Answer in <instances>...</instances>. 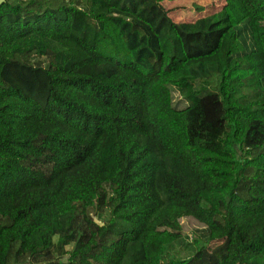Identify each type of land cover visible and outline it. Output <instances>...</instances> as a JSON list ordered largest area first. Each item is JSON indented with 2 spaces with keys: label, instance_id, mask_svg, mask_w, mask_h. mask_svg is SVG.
<instances>
[{
  "label": "trees",
  "instance_id": "trees-1",
  "mask_svg": "<svg viewBox=\"0 0 264 264\" xmlns=\"http://www.w3.org/2000/svg\"><path fill=\"white\" fill-rule=\"evenodd\" d=\"M164 1L0 5V264H264V0Z\"/></svg>",
  "mask_w": 264,
  "mask_h": 264
},
{
  "label": "rangeland",
  "instance_id": "rangeland-1",
  "mask_svg": "<svg viewBox=\"0 0 264 264\" xmlns=\"http://www.w3.org/2000/svg\"><path fill=\"white\" fill-rule=\"evenodd\" d=\"M223 0H176L172 2H163L162 6L167 11L168 17L174 23L194 22L198 18L208 17L216 14L223 6ZM243 24H240L241 27ZM41 60H44L42 58ZM171 95V104L174 109L181 110L186 107V101L176 92L175 89L169 87ZM92 214V213H91ZM108 212H101L93 216L96 223H101L107 219ZM181 226V244H175L170 252V256L174 258L186 259L192 254L194 241L198 244L201 242V235L197 232L202 228V225L192 217H183L179 220ZM114 238V237H113ZM56 239H54L55 241ZM220 242L213 241L207 246L212 249ZM69 250V246L66 247ZM67 256L60 259L65 261ZM17 264H29V261L23 260Z\"/></svg>",
  "mask_w": 264,
  "mask_h": 264
},
{
  "label": "water",
  "instance_id": "water-1",
  "mask_svg": "<svg viewBox=\"0 0 264 264\" xmlns=\"http://www.w3.org/2000/svg\"><path fill=\"white\" fill-rule=\"evenodd\" d=\"M4 2V0H0V5Z\"/></svg>",
  "mask_w": 264,
  "mask_h": 264
},
{
  "label": "crops",
  "instance_id": "crops-1",
  "mask_svg": "<svg viewBox=\"0 0 264 264\" xmlns=\"http://www.w3.org/2000/svg\"><path fill=\"white\" fill-rule=\"evenodd\" d=\"M164 2H170V1H164ZM171 2H172V1H171ZM162 3H163V2H162ZM162 3H161V4H162Z\"/></svg>",
  "mask_w": 264,
  "mask_h": 264
}]
</instances>
